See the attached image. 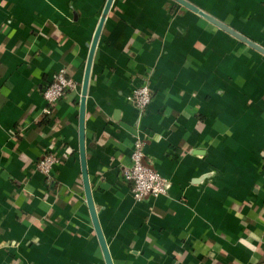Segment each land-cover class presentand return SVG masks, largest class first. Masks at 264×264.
<instances>
[{
    "label": "crops",
    "instance_id": "0c3cea01",
    "mask_svg": "<svg viewBox=\"0 0 264 264\" xmlns=\"http://www.w3.org/2000/svg\"><path fill=\"white\" fill-rule=\"evenodd\" d=\"M108 0H0V264H107L80 153ZM264 48V0H185ZM65 71L77 87L45 115ZM152 90L140 114L134 91ZM84 138L113 264H264V55L174 0H114ZM169 181L137 202L134 143ZM54 154L51 178L38 163Z\"/></svg>",
    "mask_w": 264,
    "mask_h": 264
},
{
    "label": "built area",
    "instance_id": "2783aa9c",
    "mask_svg": "<svg viewBox=\"0 0 264 264\" xmlns=\"http://www.w3.org/2000/svg\"><path fill=\"white\" fill-rule=\"evenodd\" d=\"M76 87V82L68 77L65 71L59 72L43 92L46 104L44 114L51 115L53 106ZM152 96L149 84H144L134 91L133 102L140 114L148 110ZM143 149L144 143L142 141L134 143L131 166L124 172L125 181L131 184L133 197L137 202H142L148 197L166 195L169 188V181L143 162L145 156ZM59 163L60 159L57 156L48 154L38 163L37 167L39 172L49 179L52 176L54 166Z\"/></svg>",
    "mask_w": 264,
    "mask_h": 264
},
{
    "label": "water",
    "instance_id": "95a60500",
    "mask_svg": "<svg viewBox=\"0 0 264 264\" xmlns=\"http://www.w3.org/2000/svg\"><path fill=\"white\" fill-rule=\"evenodd\" d=\"M174 1L177 2L178 4L182 5L183 7L187 8L188 10H191L192 12L198 14L200 17L209 21L210 23H212L216 27L227 32L231 36L235 37L237 40L243 42L244 44L248 45L249 47L253 48L257 52L264 55V48L263 47H261L260 45H258L255 42L249 40L248 38L244 37L243 35L239 34L236 31H234L233 29L229 28L228 26L221 23L220 21L214 19L213 17H211L207 13H205L202 10L198 9L197 7L191 5L190 3L186 2L185 0H174ZM113 2H114V0H108L107 1V4H106L104 12H103V17L100 20L99 26L95 32L92 44L90 46V52H89V56H88V61H87L83 85H82V98H81V104H80V153H81L83 180H84V184H85V190H86L88 205H89L90 210H91L93 222H94V225H95V228H96V231L98 234V238L100 240L102 250L104 252L107 264H113V263H112L110 254L108 252V248L106 246L102 231L100 229V226L98 223V218L96 215V211H95V208H94V205L92 202L88 173H87V168H86V155H85V142H84L85 141V138H84V119H85L86 97L88 94V88H89V84H90V76H91L94 56H95V52L97 49L99 39H100L101 34H102V30H103V26H104L106 16L108 15V13L110 11Z\"/></svg>",
    "mask_w": 264,
    "mask_h": 264
}]
</instances>
